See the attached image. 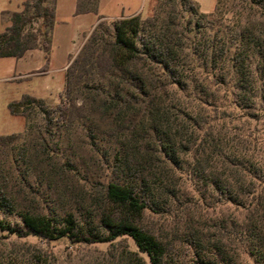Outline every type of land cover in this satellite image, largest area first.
<instances>
[{"label":"trees","instance_id":"obj_1","mask_svg":"<svg viewBox=\"0 0 264 264\" xmlns=\"http://www.w3.org/2000/svg\"><path fill=\"white\" fill-rule=\"evenodd\" d=\"M97 6L98 0H77L74 15H96ZM149 13L112 21L109 41L101 31H108L107 23L99 21L66 68L61 103L51 110L68 128L87 116L86 99L95 91L109 121L106 133L118 146L111 177L90 195L86 221L71 213L36 224L24 219L26 235L86 245L128 238L136 250L121 252L118 264H172L173 241L145 223L152 214L167 218L172 208L182 214L177 241L191 247L197 260L230 264L232 255L243 254L261 262L264 215L254 219L248 212L241 225L226 228L220 222L210 234L186 215L191 206L186 193L202 199V187L209 188L217 203L240 208L242 195L258 202L264 193V180L254 188L246 179L253 166L224 132L226 109L241 115L246 109L233 89L264 111V0H216L210 13L199 12L190 0H151ZM0 17L9 23L0 32V58L40 50L39 73L45 72L55 0H23L19 11H2ZM101 81L108 82L106 88H93ZM219 89L224 98L217 97ZM33 108L43 114L53 141L50 112L41 99L22 95L7 104L8 112L25 122ZM23 137L0 135V148Z\"/></svg>","mask_w":264,"mask_h":264},{"label":"rangeland","instance_id":"obj_2","mask_svg":"<svg viewBox=\"0 0 264 264\" xmlns=\"http://www.w3.org/2000/svg\"><path fill=\"white\" fill-rule=\"evenodd\" d=\"M139 1V12L144 19L150 14L151 0ZM190 1L201 13L212 12L216 3V0ZM22 2L23 0L18 3L19 10ZM90 14L88 17L66 20L72 28L71 41L68 44L71 51H75L82 41L77 31H88L91 21H94V14ZM112 21L114 20L104 21L108 31L101 29L105 41L110 40ZM36 26L37 24L32 25L33 28ZM88 35L84 36L83 43ZM42 55L41 51L31 57L26 54L20 65H17L15 73L21 69H33L35 65L40 66L43 63ZM6 75L5 72H0V77ZM50 75L65 78L59 71H52ZM107 84L108 82L101 81L95 83L93 88L100 90L106 88ZM27 91H30L29 81H0V135L24 133L23 138L9 139L0 148V264H118L121 252L136 250L128 238L118 239L112 245H86L71 244L64 238L46 241L26 235L24 219L36 224L42 217L63 218L71 213L76 221H86L85 207L89 197L96 186L105 184L111 177L112 157L118 148L115 139L106 133L109 121L100 111L99 97L94 94L95 91L86 99L87 116L68 128L51 111L61 103V97L52 93L42 99L44 109L50 112L53 141L46 133L43 114L37 108L30 110L27 122L8 112L7 103L19 99L21 93H29ZM62 91L63 88L59 93L62 94ZM232 92L236 100L242 99L245 105H241L246 109L243 111L244 115L226 109L225 115L228 118L225 119L224 132L227 131V138L234 151L243 153L246 162L253 166L246 179L254 188H258L259 182L264 180V111L260 110L257 101L246 103V96L240 94L238 97L234 89ZM216 95L224 98V90L219 89ZM229 121L231 125H228ZM53 143L57 146L56 150L52 147ZM247 187L243 183L241 190L246 191ZM186 196L191 205L186 215L210 234H214L215 225L220 222L226 228L230 225H241L243 216L248 212H252L254 219L264 215V193H261L258 202L246 195H240L241 208L217 203L216 195L209 188L202 187V199H191L190 191H187ZM170 210L167 218L153 214L147 217L145 223L148 230L173 241L172 264H206V258L197 260L191 247L177 241L178 231L182 229V214L172 208ZM232 256L230 264H264V259L260 262L243 254Z\"/></svg>","mask_w":264,"mask_h":264},{"label":"crops","instance_id":"obj_3","mask_svg":"<svg viewBox=\"0 0 264 264\" xmlns=\"http://www.w3.org/2000/svg\"><path fill=\"white\" fill-rule=\"evenodd\" d=\"M20 2L21 0H0V14L2 11H19L18 3ZM76 2L77 0H55V23L51 34L48 65L45 72L39 73V70L44 65V55H42L43 63L40 66L35 65L33 69H21L17 74L15 73L17 65H20L26 54L31 57L34 53H38L40 50L28 51L19 59L10 57L0 58V72H5L7 74L6 77H0L2 78L0 81L5 83L22 81L30 82V91H27L29 93H21L20 97L22 95H29L42 100L52 95V93H56V96L60 97L61 94L59 92L64 87V77L56 78L50 74L52 71H59L65 75V70L71 59L77 54L83 44L84 38L90 34V31L95 27V24L99 21L110 19L117 20L119 18H127L140 14L139 0H136V2L133 0H98L97 14L93 15L94 21H91L88 31H77L78 34H80L82 41L75 51H71L68 44L71 41L70 35L72 28L66 23V20L75 19L81 16L88 17L91 15L90 13L74 15ZM8 25L9 23L3 22L0 17V32H2ZM50 67H52V69H50ZM53 87H55V90Z\"/></svg>","mask_w":264,"mask_h":264}]
</instances>
